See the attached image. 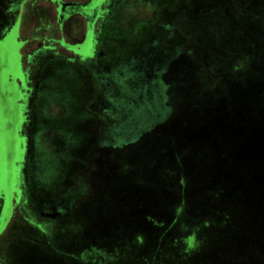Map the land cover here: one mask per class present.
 Returning <instances> with one entry per match:
<instances>
[{
    "label": "rangeland",
    "instance_id": "rangeland-1",
    "mask_svg": "<svg viewBox=\"0 0 264 264\" xmlns=\"http://www.w3.org/2000/svg\"><path fill=\"white\" fill-rule=\"evenodd\" d=\"M114 1L94 3L109 12L77 58L58 41L81 39L80 17L60 32L51 0H0V264L56 255L54 264H264V91L247 73L250 58L263 67L264 0H138L119 19ZM10 8L19 17L7 32ZM40 42H57L59 56L37 60ZM127 60L161 73L168 116L134 141L105 145L126 127L113 64ZM34 61L44 65L38 91L26 71ZM211 71L230 81L209 97ZM213 102L235 110L236 123L209 110ZM186 181L197 185L189 202Z\"/></svg>",
    "mask_w": 264,
    "mask_h": 264
},
{
    "label": "flooded vegetation",
    "instance_id": "flooded-vegetation-1",
    "mask_svg": "<svg viewBox=\"0 0 264 264\" xmlns=\"http://www.w3.org/2000/svg\"><path fill=\"white\" fill-rule=\"evenodd\" d=\"M97 0H90V1H79V0H51V2H54L56 5V26L58 30L61 32V25L62 23L69 17V16H75L80 17L84 21V31L81 33V39L77 40V42L70 44L65 41V37L61 36L62 33H60V39L58 41V47L63 48L67 52H71L72 55L79 58V56L73 54V52L76 51L77 46L82 45L87 41V38L89 36V33H100L101 31V21L98 23V28L96 32H93V25L97 18L105 17V15L109 12L107 10L105 13L99 14L100 6H94V3ZM103 1V0H102ZM117 6H115V10L117 12L116 18L119 19L120 16L128 17L131 14V12L127 13L128 11H132L131 8H135L137 6L138 0H115L114 1ZM153 6L155 3H153ZM87 9V11H86ZM126 9V10H125ZM114 11V12H115ZM14 8H10V11L6 14L8 17H13V23L10 26L9 30L7 32H10V30L16 25L18 15H15ZM102 12V10H101ZM112 13V11H110ZM133 14V13H132ZM134 15V14H133ZM52 33H54V29L47 30V35L52 39ZM6 35V34H5ZM5 35L2 37L4 38ZM43 34L40 33V36ZM1 38V39H2ZM57 43V42H55ZM55 43L52 44L50 49H42L44 46L48 48V44L43 42H40V46L35 50V55L38 56L37 60H40L39 58H43V60L47 59L48 57L56 58L59 56L58 49H56ZM69 58V57H68ZM67 58V59H68ZM54 60V59H53ZM69 62V61H68ZM118 65V66H116ZM29 67L26 70L28 73L33 72L34 76H36L35 82H33L34 88H37L36 91L43 89L44 87H41V81L39 79L37 80V74L40 73V69H44V65H38L37 62L34 61L32 66L28 65ZM115 67V76L120 80V78L123 80L119 84L117 83L119 89L123 88V92H125V106H128V113H122V116H125L124 124L126 127H123L122 125H119L117 129H115L110 137V140L108 142H105V145L112 144L114 146H122L126 144L128 141H134L139 134V130L136 127H133L134 123L139 122L140 119H142L143 113L140 111V103L144 101L150 94H153L154 89L157 88V82L156 77L159 75V73L151 75L149 74H143L142 72L139 73L137 71V66H135L134 62H131L129 60L124 61L123 63H115L113 64ZM109 67H105L103 71V76L99 75V78H103L106 74V70ZM63 69V67H62ZM160 69H158L159 71ZM26 72V76L28 73ZM68 72V71H67ZM157 72V70H156ZM155 72V73H156ZM33 88V87H32ZM155 114H157V111L151 112V116L148 118L150 120H155ZM124 118V117H123ZM122 118V119H123ZM49 133H53L56 135V132L49 131ZM78 195H75L73 199L78 198Z\"/></svg>",
    "mask_w": 264,
    "mask_h": 264
},
{
    "label": "trees",
    "instance_id": "trees-1",
    "mask_svg": "<svg viewBox=\"0 0 264 264\" xmlns=\"http://www.w3.org/2000/svg\"><path fill=\"white\" fill-rule=\"evenodd\" d=\"M264 13V12H263ZM3 16H6L5 15V13H3L2 14ZM1 15V16H2ZM228 21V20H227ZM228 33V32H227ZM260 35L262 36V38H261V41H262V39L264 38L263 36H264V26L262 27V30L260 31ZM258 43H256V42H253V45H257V46H259V47H262V44H261V41H258V40H256ZM251 46V49L254 51V50H257L254 46ZM256 63H257V61H255V60H253V58H250V61L248 62V66H249V72L247 71V73L249 74V76L253 79V80H255L256 82H259V83H262V88H263V91H264V62H263V67L260 69V70H258L257 69V67H256ZM225 73V72H224ZM222 74L221 76H218V74L217 73H215L214 71H211L210 73H209V76H210V78H215L216 76H218V78L216 79V81H215V79H213L214 80V83H210V84H208V88H206L205 90H208V94L207 95H209V97H212L213 96V92H214V90H218L217 89V85H227V83L228 82H225V81H230V77H229V75L226 73V74ZM209 78V79H210ZM228 79V80H227ZM243 81L242 80H238L237 79V81H236V84L237 85H235V88H236V86H243L242 84H244V83H242ZM219 92V91H218ZM213 93V94H212ZM220 93V92H219ZM222 96L224 97V98H226L227 97V95H226V92L225 93H223L222 94ZM255 100L256 101H258L256 98H255ZM258 104H261L262 105V102H260V103H258ZM227 105V104H226ZM208 107V109L209 110H211L212 112H215V114L216 113H222L227 119H228V123H233L234 121H235V123H236V119H238V114L236 113V111L234 110H232L229 106H226L225 107V105L223 104V103H220V102H213L212 104H210L209 106H207ZM221 107H224V109L226 110L225 112L224 111H222L220 108ZM264 110V109H263ZM253 115V113H248L247 114V116L248 117H252V118H255L254 116H252ZM229 116V117H228ZM230 118V119H229ZM258 119V118H257ZM166 119H164L163 121H161V122H159V123H156V125H158V124H160V123H162V122H164ZM254 120H256V119H254ZM254 120H252V122L254 121ZM207 125L209 124V121H206L205 122ZM155 125V126H156ZM206 125V126H207ZM154 127V126H153ZM149 130H151V128L150 129H143V128H141L140 130H139V134H138V136L139 135H141V133L142 132H147V131H149ZM223 155H225V154H223ZM153 164V163H152ZM258 168V167H257ZM263 169H264V166H263ZM202 171H206V172H204L203 174H202V177H203V175L205 174V173H207V172H209L210 171V168L209 167H204L203 169H202ZM262 171H264V170H262ZM251 172H252V170H251ZM250 171H249V173H251ZM251 175H254L253 173H251ZM171 174H170V170H168L167 172H164V173H162V177L163 178H167V177H170L171 178ZM201 177V178H202ZM252 180L250 179V182H251ZM187 183H189L188 181H186V184L185 185H183L184 186V190H185V195H186V200H187V202H189V199L187 198L190 194H191V192H192V190H193V187H195L194 189H196V187H197V185L195 184V183H193V185L192 184H187ZM210 182H208V183H204V184H209ZM262 183H264V178H263V181H262ZM199 184H201V183H199ZM215 194H214V196L213 197H215L214 198V201L216 202V205H217V203H220L218 200H220V198H222L223 196V194L221 193V190H217V187H216V192H214ZM221 194V195H220ZM236 194H238V192L236 193ZM232 197H235V196H232ZM191 200V199H190ZM224 200H226V198L224 199ZM184 201V200H183ZM168 202H170V200L169 199H166V200H163V205H165L164 207L167 209V204H168V207H172V205L171 204H169ZM223 202V201H222ZM221 204V203H220ZM182 205H183V203H182ZM184 206V205H183ZM222 206V205H221ZM168 210V209H167ZM177 212H178V214H179V212H180V209H177L176 210ZM222 213H221V217H222V222H220V224L218 225V226H220L223 230H226V229H228V225L230 224L226 219H228L229 217L228 216H230L229 215V213H225V211H221ZM229 212V211H228ZM190 216H193V215H191L190 214ZM219 217V216H218ZM216 221H214V219L212 220V218H210L209 220H207L206 222H204L203 223V226H204V228L206 229L207 227H209L210 226V223H215ZM220 242V241H219ZM52 253V252H51ZM57 257H55V260L53 261V264L56 262V261H59V259H60V256H58V255H56ZM43 261V260H42Z\"/></svg>",
    "mask_w": 264,
    "mask_h": 264
},
{
    "label": "water",
    "instance_id": "water-1",
    "mask_svg": "<svg viewBox=\"0 0 264 264\" xmlns=\"http://www.w3.org/2000/svg\"><path fill=\"white\" fill-rule=\"evenodd\" d=\"M162 71V70H161ZM157 88L153 91V94H150L148 98L140 103V111L143 113V118L139 120V122L134 123L133 127L138 129H150L156 123H159L166 119L168 116L169 108L166 106V95L165 91L167 89V85L163 83L161 79V73L156 77ZM155 120L148 119L151 116V112H156Z\"/></svg>",
    "mask_w": 264,
    "mask_h": 264
}]
</instances>
